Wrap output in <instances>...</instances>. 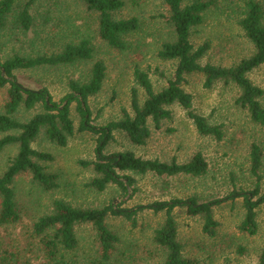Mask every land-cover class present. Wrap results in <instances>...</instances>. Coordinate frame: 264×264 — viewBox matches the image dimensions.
<instances>
[{
  "label": "rangeland",
  "instance_id": "rangeland-1",
  "mask_svg": "<svg viewBox=\"0 0 264 264\" xmlns=\"http://www.w3.org/2000/svg\"><path fill=\"white\" fill-rule=\"evenodd\" d=\"M25 1V0H21ZM191 0H184L187 3ZM217 0L216 7L204 15L203 22L191 31L194 46L205 43L209 47L200 59L201 64L229 67L253 53V46L237 24L234 7L244 0ZM234 4V6H233ZM35 26L26 36L14 38L8 31H0V55L12 52L25 55L50 54L60 50L66 42L88 38L93 49L92 59L74 64L17 70L18 81L26 88L48 89L51 101L59 104L70 92L69 81L86 82L94 62L105 65V77L99 92L88 99L90 124L105 125L122 117V112L132 114L130 97L135 88L142 102L143 89L134 80V67L148 73L156 91L164 88L173 76L174 63L156 56L160 45L172 39V28L167 18L169 11L161 0H125L114 16L118 19L138 18L140 29L128 36L131 46L118 51L109 46L98 33L97 14L85 8L78 0H38L31 8ZM249 80L264 90V65L247 73ZM182 88L192 96V109L206 117L210 124L222 125L223 137L201 135L197 132L187 110L177 103L167 105L169 118L162 119L155 128L148 121L150 136L143 145L132 144L124 132L114 131L102 152L116 156L132 151L143 159H158L179 163L187 162L200 152L208 164V172L200 176L179 174L156 176L133 171L116 170L120 177L130 176L133 185L124 193L117 184L110 183L102 191L90 186L98 177L87 163L96 160L99 135L79 131L80 116L76 103L70 104L74 135L61 147L48 140L42 128L31 147L51 156V160H33L53 176V187L45 188L33 178L29 170L18 173L13 180L19 220L0 225V245L9 251L19 250L21 260L29 264L45 263L38 237H32L33 224L38 218L52 212L54 201L64 200L76 208H100L112 205L115 211L129 210L140 205L172 198L194 197L198 202L226 195L232 190L250 193L256 179L250 172L249 148L258 143L262 149L260 168V193L264 192V127L252 121L247 109L236 99L239 89L232 83L217 81L212 87L203 86L200 73L188 74ZM5 88H0V113L3 112ZM264 106V95L261 97ZM42 104L32 109L21 106L14 119L26 122L34 114L43 112ZM18 131H0V137ZM18 152L17 144L6 146L0 152V175ZM253 199H256L254 197ZM138 209V208H137ZM244 215L243 199L225 202L212 209L217 226L214 234L203 229L202 214H190L185 206L176 207L172 216L176 224L177 240L182 255L194 264H257L264 248V202L256 209L258 231L248 235L240 231ZM134 221L117 212L109 213L106 225L119 238L109 260L102 257L95 229L90 224L75 227L78 246L69 253L78 264H163L166 252L154 241V232L165 220V213L145 209L134 214Z\"/></svg>",
  "mask_w": 264,
  "mask_h": 264
},
{
  "label": "trees",
  "instance_id": "trees-1",
  "mask_svg": "<svg viewBox=\"0 0 264 264\" xmlns=\"http://www.w3.org/2000/svg\"><path fill=\"white\" fill-rule=\"evenodd\" d=\"M38 0H0V31H8L14 38L26 36L35 26L32 6ZM85 8L97 14L98 33L107 44L118 51H126L131 46L129 35L136 34L140 29V22L136 17L127 19L115 18L125 0H78ZM167 7V18L172 28V39L163 42L156 52L161 60L174 63L173 76L167 79L166 86L156 91L148 73L134 67L133 75L136 83L144 91L141 102L135 88L131 89L130 105L132 114L122 112V117L109 121L105 125L90 124V107L88 99L101 89L105 77V65L101 61L93 63L89 78L86 82L71 80L68 83L70 92L65 95L61 103L56 104L50 99L45 87L31 90L24 87L17 79L15 71L54 67L92 59L93 49L88 38H81L78 42H66L58 51L50 54H20L12 52L6 57L0 55V88H5L3 112L0 113V131L15 130L17 134H7L0 137V152L6 146L17 144L18 152L9 162L6 170L0 175V225L15 223L19 220V212L12 187L14 177L25 170L33 174V178L43 187H53V176L47 174L44 168L33 158L47 161L51 156L38 152L31 147L40 130L43 128L49 141L63 147L69 137L74 135L73 120L70 115L71 102L76 103V111L80 116L79 131H88L99 135L96 146V160L87 163L91 165L98 177L93 178L89 185L102 191L110 183H115L124 192L133 185V179L126 175L120 177L116 170L133 171L139 174L151 173L156 176H174L186 174L200 176L208 172V164L200 152L183 163L172 159L162 162L158 159H143L132 151H124L118 155L109 156L102 150L112 138L114 131L124 132L134 145H143L151 132L148 121L151 120L155 128L159 127L162 119L169 118L170 112L166 106L177 103L187 110L197 132L216 139L223 137L222 125L210 124L206 117L197 114L192 109V96L185 92L182 85L188 74L200 73L203 76V86L212 87L217 81L232 83L239 89L237 103L247 109L253 122L264 127V106L261 97L264 90L253 84L247 73L264 65V0H244L242 5H236V21L244 36L253 46V53L241 59L237 64L225 67L211 63L201 64L200 59L206 53L209 44L194 46L190 40L191 31L200 25L204 15L216 7L217 0H161ZM229 1V0H228ZM232 4V0L230 1ZM234 6V4H233ZM217 8V7H216ZM42 104L43 112L34 114L26 122L14 119L15 112L23 106L32 109ZM250 172L256 179V187L250 193L232 190L226 195L198 203L194 197L186 200L172 198L155 201L129 210L115 211L112 205L100 208H76L64 200L54 201L50 214L42 216L33 224L32 237H38V243L44 250L45 263L41 264H78L69 256L78 246L75 227L80 224H90L96 231L102 257L109 260L119 238L106 225L109 213L120 212L128 220L134 221V214L145 209L158 213H165L163 224L155 230L154 241L163 247L166 256L163 264H194L182 255V247L177 240L176 224L172 211L176 207L185 206L190 214H202L203 229L209 235L214 234L217 223L212 216V209L225 202L234 203L237 198L243 199L244 215L239 224L240 231L254 235L258 231L256 209L264 202V192L260 193V168L262 166V149L258 143H252L249 148ZM256 197V199H253ZM19 250L9 251L1 248L0 264H29L21 260ZM257 264H264V248L258 256Z\"/></svg>",
  "mask_w": 264,
  "mask_h": 264
}]
</instances>
